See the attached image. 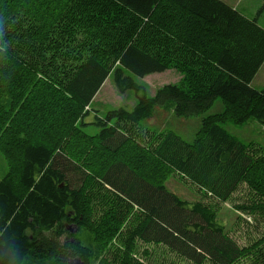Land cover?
<instances>
[{
    "label": "trees",
    "instance_id": "16d2710c",
    "mask_svg": "<svg viewBox=\"0 0 264 264\" xmlns=\"http://www.w3.org/2000/svg\"><path fill=\"white\" fill-rule=\"evenodd\" d=\"M263 63L264 28L223 0H0V264L116 263L112 246L116 264H150L133 256L138 239L198 264L254 251L264 263V237L238 246L214 209L166 185L177 173L226 201L246 182L257 199L241 207L264 212V152L222 126L264 125V89L252 86ZM169 68L180 81L153 96L127 74ZM110 75L135 105L87 119ZM217 97L225 108L192 141L139 126L156 106L193 116Z\"/></svg>",
    "mask_w": 264,
    "mask_h": 264
},
{
    "label": "rangeland",
    "instance_id": "374dc122",
    "mask_svg": "<svg viewBox=\"0 0 264 264\" xmlns=\"http://www.w3.org/2000/svg\"><path fill=\"white\" fill-rule=\"evenodd\" d=\"M235 7L242 14L256 18L258 23L264 28V8L263 0H223ZM131 75L134 80L143 84L147 94L153 96L156 90L167 83H177L181 79V74L174 68L166 69L162 72H154L144 77ZM252 86L258 90L264 89V63L258 70L252 80ZM137 101L134 90H128L120 93L114 84L113 76L110 75L99 92L95 95L90 104L91 112L87 119L93 118L94 113L104 115L108 110L118 108L120 106L132 109ZM225 108L224 101L221 97H217L212 106L193 116H178L173 108H165L156 106L153 115L149 118L139 121V126L150 130L152 133L158 131H173L186 141H192L201 128L203 118L209 114L223 111ZM230 133L235 135L240 141L252 147L251 152L254 155L263 154L264 152V125L255 119H248L244 123H235L232 120L222 123ZM84 130L89 134L99 132V128L89 125ZM8 170L7 161L0 152V180ZM167 187L190 201L199 200L203 204L209 205L215 210L216 215L225 223L226 234L233 239L240 247H249L264 237V212H250L241 206L250 204L251 201L257 199L256 193L248 186L246 182L241 183L226 201H220L210 195H207L196 184L190 180L175 173L169 175L166 180ZM99 217L102 211L97 213ZM64 237V236H63ZM77 237L84 245H94L95 241L91 239L88 231L80 230ZM113 239L112 244L118 241ZM138 249L133 256L138 261H145L150 264H198L193 260L179 254L167 245L154 242H144L137 240ZM108 258L112 262L118 263L120 255L114 246L107 253ZM105 257V255H104ZM75 262V258H72ZM94 264H116L107 263L104 258L95 259ZM102 262V263H101ZM200 264H215L211 259L206 258ZM233 264H264L259 252H249L242 255Z\"/></svg>",
    "mask_w": 264,
    "mask_h": 264
},
{
    "label": "water",
    "instance_id": "95a60500",
    "mask_svg": "<svg viewBox=\"0 0 264 264\" xmlns=\"http://www.w3.org/2000/svg\"><path fill=\"white\" fill-rule=\"evenodd\" d=\"M77 225L74 224V226L72 227L71 225L68 226V228L72 231H76L77 230ZM75 260H77L78 262H75L72 258H71V264H81V261L78 260V258H75Z\"/></svg>",
    "mask_w": 264,
    "mask_h": 264
},
{
    "label": "crops",
    "instance_id": "0c3cea01",
    "mask_svg": "<svg viewBox=\"0 0 264 264\" xmlns=\"http://www.w3.org/2000/svg\"><path fill=\"white\" fill-rule=\"evenodd\" d=\"M234 8H235V7H234ZM98 92H99V91H98ZM98 92H97V93H98Z\"/></svg>",
    "mask_w": 264,
    "mask_h": 264
}]
</instances>
